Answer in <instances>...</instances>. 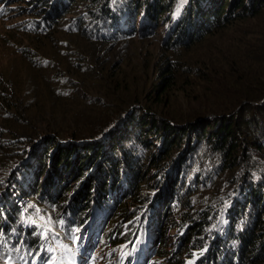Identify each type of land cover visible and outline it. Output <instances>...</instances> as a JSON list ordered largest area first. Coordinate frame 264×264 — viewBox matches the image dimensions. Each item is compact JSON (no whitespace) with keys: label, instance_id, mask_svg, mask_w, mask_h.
<instances>
[{"label":"trees","instance_id":"16d2710c","mask_svg":"<svg viewBox=\"0 0 264 264\" xmlns=\"http://www.w3.org/2000/svg\"><path fill=\"white\" fill-rule=\"evenodd\" d=\"M89 1H93L95 9L89 12V8L83 17L70 20L66 18L68 9L77 0H43L37 13L42 20L33 22V34L48 38L52 31L60 28L61 35L66 36H61L62 40L68 43L73 35L79 34L84 41L117 44L118 41L137 36L152 22L168 26L176 19L175 25L169 28L172 29V38L161 47L166 54L162 49L159 54V58H163L158 68L162 80L158 95L166 93L167 87L177 86L179 74L187 77L186 86L192 84L191 77L194 76L200 82L199 86L208 84L210 89L183 91L189 101L193 99L205 103L196 110L206 113L207 117L199 121H186L185 124L174 123L157 117V112L145 114L138 110L134 98V103H125L124 107L119 108L121 96L129 99L128 90H122L124 80L120 81L121 74H106L108 90L105 91L110 99V107L114 102L115 105L102 110V106L90 104L88 107H93L95 117L88 121L90 127L82 125L79 128L90 129L92 134L89 138L92 141L67 149L57 141L56 136L57 140H53L46 135L49 138L46 149L33 153L36 159L33 167L35 176L25 182L23 173H20L13 179L14 194L20 199L17 204L13 203L12 210L0 211V253L3 251L2 243H5L9 252L15 247L19 248L21 257L30 255L33 258L37 252L34 244L42 242L45 232L59 236L57 246L62 252V247L78 237L84 216L89 217V223L96 229L105 222L107 216L101 212L103 204L107 202L115 201L112 203L114 215L117 214V218L123 222L128 220L125 207L131 200L140 199L149 171L164 169L174 153L178 152L180 159L176 161V167L179 171L172 181L171 200L164 202L167 207L159 215L160 209L155 205L149 207L143 203L135 212L139 216L147 211L149 215L157 216L158 225H162L163 219L168 220L172 216L169 205L175 203L172 200L174 195L181 203L179 212L187 222V232L180 238V249L176 247L174 253L177 254L169 259V264H180L185 250L186 253L198 251L203 254L207 248L198 264H235L233 260L236 257L238 264H264V0H188L175 19L170 13L178 0H149V5L142 12L141 0ZM29 2L35 8L36 2ZM129 10L136 12L137 20L145 19L143 27L136 28L134 18L129 13L127 19L123 18ZM116 21L117 24H113ZM220 36L222 45H216L212 50L211 43ZM142 39L146 37L142 36ZM199 49L207 52L198 56L203 61L200 70L193 66H198L199 60L178 66L173 59L174 53L188 59ZM79 73L74 72L76 75ZM115 77L120 85L117 88H114ZM76 91L80 92L76 100L88 105L90 100L85 97L88 90ZM38 93L33 90L28 97L38 96ZM151 100L153 105H161L155 97ZM62 114L66 118H73L75 111L65 110ZM77 114H81V111ZM115 116H119L117 125L120 131L111 130L117 123H111L117 121ZM9 132L5 129L0 131V135L5 136ZM80 136L87 137L76 129L74 139ZM8 144L13 143L7 139L3 142L0 136V164L4 161V153L10 148ZM156 144H163L159 155L152 151ZM54 147L58 148V152L54 156L50 178L45 182L41 179L47 175L44 173L49 169V154ZM188 161L196 163V169L201 170V176L206 180L200 182V176L195 177L194 173L192 186L182 189L179 188L182 185L181 176ZM70 171L74 172L76 181H80L74 194L64 180ZM236 185L241 186L245 194L242 202H237L228 210L226 241L205 234L207 228L216 224V218L224 207L235 200ZM108 196H114V200L109 201ZM92 203L97 205V210L89 208ZM120 203L125 204L122 210L119 209ZM65 214H69L71 220L63 221ZM59 220L61 224L58 229ZM20 223H30L32 227L21 228ZM136 223L137 220L131 225L125 239L119 238L117 244L131 237ZM177 227L182 226L171 228L166 222L163 231ZM111 240L108 237L107 243ZM233 242L239 245L238 250L230 249ZM155 244L154 234H146L143 247L147 253L152 251ZM161 245L167 247L163 242ZM190 245L194 247L190 248ZM159 255L168 257L163 252ZM223 256L226 257L221 262Z\"/></svg>","mask_w":264,"mask_h":264},{"label":"rangeland","instance_id":"374dc122","mask_svg":"<svg viewBox=\"0 0 264 264\" xmlns=\"http://www.w3.org/2000/svg\"><path fill=\"white\" fill-rule=\"evenodd\" d=\"M29 1L36 2L34 3L35 8L32 7ZM37 1L0 0V131H5V129L10 131L7 135L0 136L3 142L7 139L13 143L8 144L10 148L4 153V161L0 164V211L12 210L13 203L17 204L20 199L14 194L13 179L20 173H23L25 182L35 176L33 167L36 165V159L33 153L34 151L38 152L46 149L45 145L49 139L45 137L46 135L53 140L58 138L57 141L67 149L70 147L76 148L92 141L89 138V135L92 134L91 130L79 128H82V125L90 127L88 121L95 117L93 107H88L90 104L102 106V110L114 107L115 102L110 107V99L105 91L108 90L105 83L106 74L114 76L117 73L121 74L120 81L124 80V84L121 85L122 90H128L126 93H128L129 99L121 96L122 100H120L119 108L125 103H134V98V100H137L134 104L138 110H142L145 114L157 112V117L174 123L185 124L186 121H199L207 117L206 113L196 110L200 108V104L205 103L193 99L189 101L183 91L185 89L192 90L193 88H196V90L210 89L208 84L199 86L200 82L194 76L191 77L192 84L186 86L185 78L187 77L184 74H179L178 85L167 87L165 89L168 90L166 93L162 94L161 92L158 95V90H161L158 86L162 82L158 71L159 64L163 58H159L161 47L172 38L170 34L172 29L169 30V28L175 25V18L183 11L188 0H178L176 5L173 6L170 14H173L175 20H172L168 26H160L159 23L149 22L150 26L137 36L118 41L117 44L84 41L79 34L73 35L68 43L66 40H62V37L66 38V36L61 35L60 28L52 31L48 38L33 34L35 32L30 28L31 22L42 18L37 13L39 12V7L43 4V0H39V3ZM148 2L149 0H141L140 3L143 6L140 12L144 11L149 5ZM89 8V12L95 9L93 1L77 0V3L68 9L69 13L66 18L70 20L71 18H81ZM128 13L133 16L136 28L143 27L145 22L143 17L137 20L135 18L136 12L129 10L123 16L124 19H127ZM113 24H117V21ZM142 36L146 37V39H142ZM211 45L212 50H214L216 45L220 47L222 45V36L214 40ZM75 52L81 54L78 55ZM206 53V51L199 49L188 59L182 58L180 53L178 55L174 53L173 59L178 66H182L186 62L199 60L198 56ZM163 54H166L165 50H163ZM168 58H170V55ZM202 62L200 61L198 66L197 64L193 66L200 70L202 69ZM75 71H79V75L74 74ZM117 86L120 85L119 80L116 78L114 88H117ZM33 90L39 92L38 96L28 97ZM76 90H88L85 95L86 99L90 100L88 105L86 102L83 105L79 100H76V97L80 94ZM7 92H9L8 95L3 98ZM150 95L152 96L150 97ZM149 97H153V99L155 97L157 102H161V105H153ZM158 98H160V101H158ZM149 108L151 112L148 110ZM65 110H74V117L66 118V116H63L62 112ZM78 111H81V114L78 115ZM236 112L237 110L233 113ZM115 117L117 121H111V123H117L111 130L120 131L121 129L117 125L120 121L119 116ZM76 129H78L80 134H85L87 137L82 138L80 136L74 139V131ZM162 146L163 144H156L152 150L153 154L159 155ZM57 152L58 148L54 147V150L49 154L51 157V161H48L49 165L47 168L49 169L44 173V175L46 173L47 175L41 179L45 182L46 179L50 178L54 156ZM148 154L149 152L146 154V158ZM179 159V153L175 152L164 169L160 171L152 169L149 171L140 199L131 200L126 207L124 203H120L119 209L122 210L125 207L124 212H126L128 220L123 222V220L117 218V214L110 218L101 244L95 250V264H107L108 261L117 259L120 253L119 244L125 243L117 244L118 240L119 238L125 239L126 234L130 232L131 225L138 216L135 212L140 205L143 203L149 207L155 205L160 209L159 215L167 207L164 202L169 203L171 200L173 192L172 181L179 171L176 167V161H179ZM196 166L193 161H188L184 165L185 170L181 176L182 185L180 184L179 188H190L193 184L192 175L194 173L195 177L200 176V182H205L206 179L204 178L205 180H203L201 170H197ZM64 180L65 184H68L67 187L71 188V192L74 194L75 187L80 184V181H76L74 172L70 171ZM244 194L243 188L236 185L234 189L235 200L224 207L216 218V224L207 228L205 234L216 236L215 239L223 238V241H226L228 235V210L237 202H242ZM172 200L175 201V203L169 205L172 216L168 220L163 219L162 225H159V227L156 225L154 230V234L157 235L156 241L162 240L167 247H163V245L161 246L160 243L156 242L155 247L152 249L151 264L171 263L169 259L174 254H177L174 253L176 247L180 249L177 243L187 232V229H185L187 222L181 217L179 212L181 203L178 202V199H175V195ZM68 212L70 213V211ZM66 219L71 220L69 214L63 216V221H66ZM150 221L154 222L153 219L150 220L149 218L146 222ZM166 222L171 228L172 226L182 227L172 230L171 228H165V231H163ZM60 224L61 221L59 220L58 229ZM19 225L21 228L32 227L30 223H20ZM119 225H121L120 228H118ZM136 225L138 224L136 223ZM108 237L112 238V240L107 243ZM94 240L95 237L92 238V243H94ZM109 244H112V246ZM2 246L3 251H1L0 257H3V259H0V264H6L9 258L15 261V264H24L23 261L19 260V248L14 247L13 251L10 250L11 252H9L6 250L7 244L2 243ZM192 247L194 245H190V248ZM231 248L238 250L239 245L233 242ZM8 249L10 248L8 247ZM185 251L182 255L184 256L183 261L180 264H193L202 257V253L199 254L198 251L193 253H186ZM161 252L168 254V257L160 256ZM186 256L188 257L186 258ZM32 263L33 260H31Z\"/></svg>","mask_w":264,"mask_h":264},{"label":"clouds","instance_id":"9594fccd","mask_svg":"<svg viewBox=\"0 0 264 264\" xmlns=\"http://www.w3.org/2000/svg\"><path fill=\"white\" fill-rule=\"evenodd\" d=\"M42 20V19H41ZM41 20H38V21H41ZM34 22H36V21H34ZM33 25V22H31V26ZM31 26H30V28H31ZM32 30V29H31ZM108 198H109V201L110 200H114L113 198H114V196H108ZM115 201H113V202H107L106 204H103V206H102V212H101V214H104V212H109L110 214H109V216L106 218V220H105V222L102 224V231H101V237H102V239H103V234L105 233V229L107 228V226H108V223L110 222V218H112L113 217V215H114V204H112V203H114ZM89 208H94L95 210H97V205L95 204V203H92L90 206H89ZM153 219L154 220V222L152 223L151 221L150 222H146L147 221V219ZM84 221H83V224H86V223H89V217H87V216H84V219H83ZM137 224L141 221V222H145L146 223V229L148 230V231H150V233H152V234H154V230H155V228H156V225H158V218H157V216H151V215H149V213L147 212V211H144L143 212V214H140L138 217H137ZM158 227H159V225H158ZM137 229H138V226L136 225V228L135 229H133L134 231H132V233H131V237H129L128 239H127V241L128 240H132V239H134V237H135V235H136V231H137ZM154 236L156 237L157 235H155L154 234ZM127 241H125V243L127 242ZM157 242V241H156ZM124 243V242H123ZM124 243V244H125ZM158 244L160 243V245H161V243H162V240H160V241H158L157 242ZM124 244H122V245H124ZM178 244H179V242L177 243V246H178ZM117 245V244H116ZM122 245H120L119 244V246H122ZM156 245V244H155ZM162 246V245H161ZM178 248V247H177ZM208 249V248H207ZM207 249L204 251V253L202 254V257H204L205 256V254H206V252H207ZM152 252V251H151ZM201 257V258H202ZM226 257V256H225ZM225 257L223 256L222 257V259H221V262L225 259ZM200 258V259H201ZM238 261H239V259L236 257L235 258V260H233V262H235V264H238ZM198 262H199V260H197V261H195L193 264H198ZM210 264H217L216 262H212V263H210Z\"/></svg>","mask_w":264,"mask_h":264},{"label":"snow or ice","instance_id":"6c2138e0","mask_svg":"<svg viewBox=\"0 0 264 264\" xmlns=\"http://www.w3.org/2000/svg\"><path fill=\"white\" fill-rule=\"evenodd\" d=\"M0 259H3V257H0ZM6 264H15V261L11 260V258H9L6 261ZM44 264H56V261L54 258H49L48 260L44 261Z\"/></svg>","mask_w":264,"mask_h":264},{"label":"bare ground","instance_id":"6f19581e","mask_svg":"<svg viewBox=\"0 0 264 264\" xmlns=\"http://www.w3.org/2000/svg\"><path fill=\"white\" fill-rule=\"evenodd\" d=\"M94 238V237H93Z\"/></svg>","mask_w":264,"mask_h":264}]
</instances>
